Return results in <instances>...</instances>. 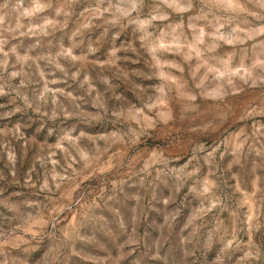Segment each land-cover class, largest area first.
I'll list each match as a JSON object with an SVG mask.
<instances>
[{"label":"rangeland","instance_id":"1","mask_svg":"<svg viewBox=\"0 0 264 264\" xmlns=\"http://www.w3.org/2000/svg\"><path fill=\"white\" fill-rule=\"evenodd\" d=\"M0 264H264V0H0Z\"/></svg>","mask_w":264,"mask_h":264}]
</instances>
